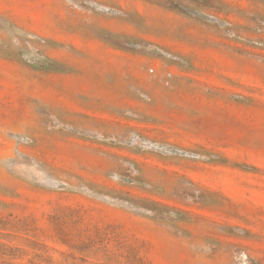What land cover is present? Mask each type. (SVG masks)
I'll list each match as a JSON object with an SVG mask.
<instances>
[{"label":"rangeland","instance_id":"374dc122","mask_svg":"<svg viewBox=\"0 0 264 264\" xmlns=\"http://www.w3.org/2000/svg\"><path fill=\"white\" fill-rule=\"evenodd\" d=\"M0 264H264V0H0Z\"/></svg>","mask_w":264,"mask_h":264}]
</instances>
